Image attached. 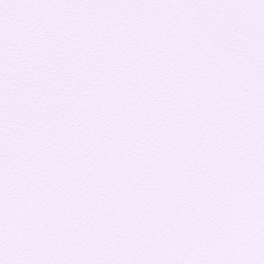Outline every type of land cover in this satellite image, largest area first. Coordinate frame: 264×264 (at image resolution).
<instances>
[{"label":"snow or ice","instance_id":"snow-or-ice-1","mask_svg":"<svg viewBox=\"0 0 264 264\" xmlns=\"http://www.w3.org/2000/svg\"><path fill=\"white\" fill-rule=\"evenodd\" d=\"M0 264H264V0H0Z\"/></svg>","mask_w":264,"mask_h":264}]
</instances>
